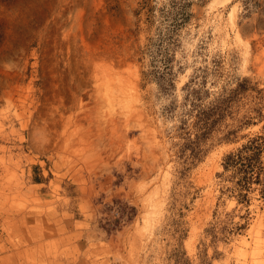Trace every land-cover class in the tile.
Returning <instances> with one entry per match:
<instances>
[{
  "label": "rangeland",
  "instance_id": "1",
  "mask_svg": "<svg viewBox=\"0 0 264 264\" xmlns=\"http://www.w3.org/2000/svg\"><path fill=\"white\" fill-rule=\"evenodd\" d=\"M257 134L264 0H0V264H264Z\"/></svg>",
  "mask_w": 264,
  "mask_h": 264
},
{
  "label": "trees",
  "instance_id": "2",
  "mask_svg": "<svg viewBox=\"0 0 264 264\" xmlns=\"http://www.w3.org/2000/svg\"><path fill=\"white\" fill-rule=\"evenodd\" d=\"M198 107L197 105H195ZM196 114V120L194 125L197 128V132L193 139L186 142V145L190 148V155L195 157L199 152V140L205 137L212 128L215 119L211 118L212 111L216 110L214 107H198ZM219 112H217L218 114ZM186 147V146H185ZM264 148V136L257 134L250 138L247 142L243 143L241 147L235 152H229L224 159V166H235L241 172V177L238 178L239 184L247 186L251 180H260L262 172V165L257 164L259 162L260 153ZM256 163V164H255ZM255 165L257 168L255 169Z\"/></svg>",
  "mask_w": 264,
  "mask_h": 264
}]
</instances>
